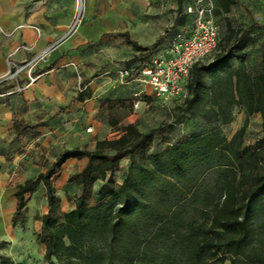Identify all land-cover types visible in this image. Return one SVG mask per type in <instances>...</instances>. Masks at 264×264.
Masks as SVG:
<instances>
[{"label": "trees", "instance_id": "16d2710c", "mask_svg": "<svg viewBox=\"0 0 264 264\" xmlns=\"http://www.w3.org/2000/svg\"><path fill=\"white\" fill-rule=\"evenodd\" d=\"M176 1L182 9L185 0ZM218 1L225 12L230 11L232 0ZM186 15L176 19L175 26L184 22ZM256 28L251 25L238 31L230 29L234 37L230 46L210 64L203 61L193 66L188 81L190 97L180 106L191 112L208 99L215 122L224 125L233 121L237 107L242 108L246 123L231 140L219 128L206 133H183L178 142H168L164 149L153 153L150 149L157 129L142 132L136 123L121 126L114 116L115 110H134L142 99H106L100 108L108 109L109 123L118 128V137L97 142L94 150L66 149L45 172L18 186L11 225L21 229L28 222L27 196L35 194L40 185L45 188L48 207L40 217L38 241L45 247L48 264H170L172 255H163L169 260L159 262L161 256L152 248L171 239L176 240L175 250L185 264H208L222 253L229 254L232 264H248L256 259L264 264V254L254 245L257 234L264 232L262 153L256 146L244 145L249 117L260 114L264 130V37L251 74L248 67ZM110 35L125 38L134 48L136 54L126 66L133 71L132 76L138 75L161 51L157 49L161 39L149 47L132 40L128 33H105L101 39ZM221 41L220 38L216 52ZM78 100L85 101V95L79 94L66 110ZM16 128L19 140L28 126L17 122ZM135 155L137 159L122 181L116 182L120 163ZM84 159L87 163L82 171L67 180L80 187L81 193L75 208L64 212L53 179L70 160ZM208 173L217 174L213 186L203 185ZM98 181L103 184L95 195ZM152 194H157L160 202L153 201ZM171 199L174 202L169 203V211H163L160 206ZM199 213L207 216L205 223L190 228L188 216Z\"/></svg>", "mask_w": 264, "mask_h": 264}, {"label": "rangeland", "instance_id": "374dc122", "mask_svg": "<svg viewBox=\"0 0 264 264\" xmlns=\"http://www.w3.org/2000/svg\"><path fill=\"white\" fill-rule=\"evenodd\" d=\"M192 1L185 0L182 9H179L176 0H83V9L78 12L76 0H0V11L5 16H20L26 20L32 18L28 26L40 28L43 35L52 39V46L41 52H50L48 61H40L35 70L39 66L51 67L59 59L54 79L62 81L65 86V94L60 102L36 105L37 111L33 108L24 112L20 107L19 112L11 116L0 110V264H48L44 258L45 247L38 241L42 226L40 217L48 207L45 188L40 185L35 194L27 196L28 222L24 229L11 225L16 208L14 194L25 180L45 172L62 151L74 147L94 150L97 142L119 136L118 128H113L109 123L108 109L100 108L104 100L132 98L147 101L148 109L142 115L129 117L134 109L115 110L114 116L121 121V126L136 123L142 132L157 129L155 143L150 149L153 153L161 150L165 143L178 142L183 133H206L219 128L231 140L245 125L247 116L240 107L234 110L233 121L224 125L215 122L208 99H204L193 111L185 112L180 107L181 101L164 102L147 83L130 80L124 84L118 71L128 66V61L136 53L134 48L121 36L110 35L101 39L103 33H128L132 40L145 47L161 39L157 49L163 50L174 33L188 31L192 27L193 17L186 15ZM213 1L222 41L220 49L206 59L205 64L213 62L234 41L230 29L238 31L257 25L253 30L254 42L249 47L248 67L251 74L258 62L263 37L264 25L260 23L261 17H264V0H232L229 12L224 11L218 0ZM184 15V22L175 26L176 19L180 20ZM169 31L170 34H167ZM14 71L8 74L12 81L19 78H12ZM81 93L86 100H78L66 113V107ZM40 107L42 110L39 111ZM145 107V104H140L139 112L143 113ZM17 122L28 126L19 140L16 138ZM180 122L184 124L179 125ZM89 128H92V132L88 131ZM263 136L261 115L249 117L244 145L260 148L264 165ZM135 159L137 155L120 163L115 173L116 182L122 181ZM86 163V159L70 160L53 179L64 212L75 208L76 199L81 193L80 187L68 184L67 180L72 174L82 171ZM216 180L217 174L208 173L203 185L213 186ZM102 184V181L96 183L93 190L95 195ZM151 199L160 202L157 194H152ZM173 202L174 199H171L160 207L163 211H169V203ZM206 217L202 213L192 218L188 216L190 228L205 223ZM147 243L143 244L144 247ZM175 245L176 240L171 239L152 249L154 254L161 256L159 262L169 260L163 255H172L170 264H185ZM254 245L264 254V232L257 234ZM228 256L222 253L208 264H232ZM248 264L260 262L256 259Z\"/></svg>", "mask_w": 264, "mask_h": 264}, {"label": "built area", "instance_id": "2783aa9c", "mask_svg": "<svg viewBox=\"0 0 264 264\" xmlns=\"http://www.w3.org/2000/svg\"><path fill=\"white\" fill-rule=\"evenodd\" d=\"M215 8L213 0H194L187 7V14L194 17L190 30L179 32L169 39L168 46L159 51L148 66L140 69L137 77L132 76L133 71L126 67L120 69L118 76L121 81L124 84L129 83L130 80L147 83L164 102L174 100L183 102L189 99L188 81L191 77L193 66L196 63L206 61L218 48L220 36L214 16ZM34 29L40 36V29L37 27H34ZM1 32L5 36L11 35L3 30ZM20 49L28 51L32 47L22 46L17 51ZM49 54L50 52L48 51L40 53L22 66L9 61L8 74L13 69L15 70L12 78H17L21 72L30 69L28 73L29 83L25 86L18 85L7 91L3 96L21 93L36 83L40 77L33 76L31 71L40 61L47 62ZM139 107L140 103L137 102L135 104L136 112H138ZM88 131L92 132V128H89Z\"/></svg>", "mask_w": 264, "mask_h": 264}, {"label": "crops", "instance_id": "0c3cea01", "mask_svg": "<svg viewBox=\"0 0 264 264\" xmlns=\"http://www.w3.org/2000/svg\"><path fill=\"white\" fill-rule=\"evenodd\" d=\"M263 1V0H262ZM0 11V110L6 115H13L19 111L18 108L23 107V111L27 112L28 109H36V105H49L53 103L60 102L65 94L64 83L54 79L56 75V68L59 67L60 60L58 59L53 66L46 67H35L32 69L33 76H39L40 78L32 86L27 88L21 93H16L13 95L3 96L7 91L15 88L18 85L25 86L29 83L28 73L30 69H26L21 72L18 80L9 79L8 77V62L12 61L18 66H22L27 62L31 61L34 57L38 56L41 52L47 50L52 46V39L48 36L43 35L40 29V36L34 29V26H28V23L32 22L31 19H24L20 16L8 17ZM261 23L264 25V17H261ZM38 28V27H37ZM1 30L11 35L5 36ZM105 34V33H103ZM102 34V35H103ZM101 35V37H102ZM263 37H264V27H263ZM37 41V44L35 45ZM22 46L32 47L31 50L20 49ZM54 46V45H53ZM136 54V53H135ZM12 55V56H11ZM58 56V55H57ZM52 68V69H49ZM49 69V70H48ZM35 70V71H33ZM25 80V81H24ZM131 99V98H127ZM141 105L145 104V110L143 113L134 111L131 113V118L137 117L139 114L146 113L148 109V103L145 100L139 102ZM41 108V109H40ZM39 111L42 110V107ZM135 109V108H134ZM140 109V107H139ZM38 111V112H39ZM37 112V114H39ZM69 110H66L68 113ZM44 114V112H43ZM41 117L40 115H36ZM167 143H165L166 146ZM97 143L95 144L96 147ZM165 146L161 147L162 149Z\"/></svg>", "mask_w": 264, "mask_h": 264}, {"label": "bare ground", "instance_id": "6f19581e", "mask_svg": "<svg viewBox=\"0 0 264 264\" xmlns=\"http://www.w3.org/2000/svg\"><path fill=\"white\" fill-rule=\"evenodd\" d=\"M77 10L80 12L83 9V0H76Z\"/></svg>", "mask_w": 264, "mask_h": 264}, {"label": "water", "instance_id": "95a60500", "mask_svg": "<svg viewBox=\"0 0 264 264\" xmlns=\"http://www.w3.org/2000/svg\"><path fill=\"white\" fill-rule=\"evenodd\" d=\"M72 30H73V29H72ZM72 30H71V31H72ZM71 31H70V32H71ZM69 34H70V33H68V35H69ZM68 35H66V36H68ZM66 36H65V37H66ZM64 39H65V38L61 39L59 42H61V41L64 40ZM59 42H57L55 45H57ZM55 45H54V46H55Z\"/></svg>", "mask_w": 264, "mask_h": 264}]
</instances>
